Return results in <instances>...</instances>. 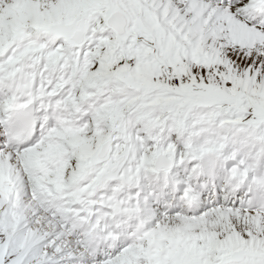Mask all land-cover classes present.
I'll use <instances>...</instances> for the list:
<instances>
[{"label": "snow or ice", "instance_id": "snow-or-ice-1", "mask_svg": "<svg viewBox=\"0 0 264 264\" xmlns=\"http://www.w3.org/2000/svg\"><path fill=\"white\" fill-rule=\"evenodd\" d=\"M0 264H264V0H0Z\"/></svg>", "mask_w": 264, "mask_h": 264}]
</instances>
